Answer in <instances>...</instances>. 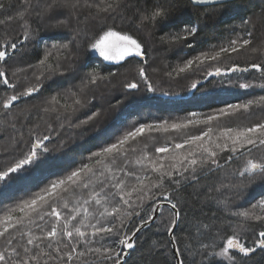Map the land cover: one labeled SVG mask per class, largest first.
<instances>
[{
  "label": "snow or ice",
  "instance_id": "snow-or-ice-1",
  "mask_svg": "<svg viewBox=\"0 0 264 264\" xmlns=\"http://www.w3.org/2000/svg\"><path fill=\"white\" fill-rule=\"evenodd\" d=\"M218 2L223 0H211L213 4ZM24 3L27 7L23 10L0 19V25L21 21L23 36L18 40H0V64H6L18 46L34 37L31 23L26 18L32 7L31 0H24ZM193 3L203 4L204 0H193ZM11 5L12 0H8L7 8L4 2H0V10L7 11ZM125 5L126 0H50L36 15L43 19L58 9H66L74 16L87 12L83 21L85 27L79 34L87 41L89 49L105 61L120 62L136 57L143 61L137 67L139 79L123 85L125 93L138 91L141 83L147 92L155 93L146 71L147 53L137 38L113 26L91 33L87 27L89 20L123 18ZM171 8L170 0H156L154 7L140 12L137 27L166 25ZM67 22L66 19L56 20L51 26L59 27ZM247 23L244 21L245 25ZM198 31V26L186 25L160 39L169 46H179L194 38ZM252 44V32L245 28L243 32H234L222 39L218 45H211L191 58L183 59L166 75L201 74L203 80L226 77L230 88H264V48L257 49L251 47ZM187 46L193 47L192 44ZM241 51L258 53L261 59L241 66L233 60V54L238 55ZM74 58L72 43L68 42L52 45L35 64L16 68L11 74L15 79H10L7 70L0 67V85L6 89L0 93V124L4 126L0 129V138L9 139L13 149L27 148L19 159L0 170V182L29 179V173L50 151L46 141H50L53 135L59 136L66 127L82 128L99 117L97 110L85 115L84 119L79 118V114L95 99L94 95L89 98L88 92L110 84L112 77L117 75L115 72L102 73L98 67L85 72L79 85L51 95L40 105L27 104L28 99L41 93L52 77L63 76L73 70ZM253 70L258 73L259 85L255 81L244 80L242 75L232 79L235 74ZM21 79L25 86L17 90ZM200 83L201 80H195L190 88L196 89ZM22 103L25 107L14 111ZM120 103L118 100L117 105ZM253 109L264 111V95L225 103L204 116L191 113L190 117L179 121L161 120L134 125L115 142L91 153L88 162L51 181L40 192L21 200L0 217V239L4 242L0 264H127L125 250L135 247L136 231L152 221L165 203L170 212V218H164L169 241L159 244L154 240L152 245L158 251L169 245H179L180 239L174 234V229L181 219L183 197L180 193L185 188L192 187L198 194L206 187L207 200H216L218 204L227 206L231 200L225 193L243 195L254 177L264 179V119L250 125H225L226 118L250 115ZM192 127L201 128L199 134L186 131ZM170 131L182 134L179 141L156 147L155 153L149 150L147 143L136 146L138 138L146 134ZM218 174H222L223 179L215 188L201 183L202 179L206 181ZM15 212L20 215H13ZM230 216L236 219L219 227L193 218L183 236V251L180 247L174 248L176 264H184V252L199 254L201 264L211 259L244 264L242 258L249 257L257 249L264 250V196L247 209L231 211ZM135 219L139 220V225L136 231L129 233V225ZM212 219H215V213ZM255 226H260L258 232H255ZM226 231L231 234L225 236ZM209 233L211 239L204 242ZM249 233L256 237L251 246L248 244Z\"/></svg>",
  "mask_w": 264,
  "mask_h": 264
},
{
  "label": "trees",
  "instance_id": "trees-1",
  "mask_svg": "<svg viewBox=\"0 0 264 264\" xmlns=\"http://www.w3.org/2000/svg\"><path fill=\"white\" fill-rule=\"evenodd\" d=\"M8 4V0H0ZM50 0H31L32 7L29 10L27 19L31 23L34 37L24 45L18 46L15 55L9 57L6 64H0L12 77V72L18 67H26L28 64H35L52 45L71 42L75 53L73 60V70H69L65 75L54 76L45 83L40 94L28 99V105H40L51 95L79 85L80 77L92 68L98 67L102 73L115 72L110 84L98 86L88 92V97L93 95L95 99L92 104L85 108L80 119L85 115L99 110L100 115L90 124L82 128H65L61 130L59 136L53 135L50 141H46L50 149L41 162L36 165L29 179H15L8 182H0V217L11 208L15 207L23 199H28L35 193L47 187L51 181L66 176L69 172L78 167L81 163L88 162L91 153L99 151L109 143L115 142L126 131L130 130L138 123H148L153 121H179L190 117L191 113L198 116L207 115L216 109L223 107L225 103H236L260 95H264V88L259 86L248 90L230 88L226 77H209L202 79L201 74L191 76L175 75L169 77L167 72L171 71L183 59L191 58L202 50L208 49L211 45H218L222 39L231 36L234 32H243L245 28L252 32L253 44L251 47L257 49L264 48V0H236L209 6H195L189 0H170L172 4L171 16L166 25L145 24L137 27L140 19V12L145 8L151 9L155 6L156 0H126V12L123 18L117 17L115 20L108 18L106 21L89 20L87 27L89 32H99L103 27H116L118 30L127 31L137 38L143 45L148 63L146 65L147 75L156 89L155 93H149L146 86L141 83L138 91L125 93L123 85L126 82L138 80L137 67L142 63V59L126 58L120 62H105L99 56L92 53L87 47V41L80 35L81 29L85 27L83 23L87 12H81L78 16L71 15L66 9H58L45 16L43 19L36 15L41 7ZM27 5L24 0H12L11 8L7 11L0 10V19H5L8 15H15L23 10ZM128 17H132L129 19ZM66 19V25L51 26L56 20ZM244 21H248L247 25ZM21 21L15 20L0 25V40L11 38L12 40L22 39ZM198 26L199 31L194 38L179 46H169L161 41V36L166 33L178 32L184 26ZM187 44H192L189 48ZM261 57L258 53L241 51L238 55L233 54V60L241 66H246L249 62L259 61ZM31 76V73H28ZM242 75L244 80L255 81L257 85L261 83L258 73L253 70L249 73L235 74ZM195 80H201L196 89H191L190 85ZM239 83V81H237ZM25 86V81L20 80V90ZM5 87L0 85V93L5 91ZM163 93H168L164 95ZM121 101L117 105V101ZM25 107L19 104L17 109ZM264 119V111L253 109L250 115L242 114L235 118H226L225 125L235 127L237 125H250ZM33 120L35 116L33 115ZM32 121H30L31 123ZM0 124V129H3ZM202 127V126H201ZM201 128H189V134H199ZM26 131V129H25ZM43 131V127H41ZM182 134L175 131L168 133H151L138 138L137 147L145 143L149 145V150L155 153V148L165 143L172 144L178 142ZM27 139V137H26ZM27 148L13 149L7 138H0V170H5L8 165L19 159ZM223 179L222 174L208 180L201 181L215 188L219 181ZM227 183V180H224ZM247 183V181H245ZM207 188L196 194L192 187H187L180 196L181 219L178 222L174 234L180 239V247L183 251V236L193 218H199L206 223L214 224L215 227L227 225L236 218L230 216V212L238 209H247L251 203L264 196V179L259 176L253 178V182L246 189L243 195H230V204H218L216 200L206 199ZM223 199V197H220ZM215 213V219H212ZM19 216V212L13 213ZM164 218H170L168 207H163L155 222L143 229L134 239L135 247L131 249L126 257L127 264H175L170 245L166 249L157 250L152 245V241L164 244L169 241L168 233L165 230ZM139 225V220L135 219L129 225L131 233ZM50 226V225H49ZM215 229L213 228V231ZM260 230V226H255V232ZM225 236L231 234L226 231ZM17 239L19 234L16 233ZM256 237L253 233L248 234V244L251 246ZM211 239V233L204 237V242ZM25 241H21L24 243ZM4 242L0 239V250H3ZM239 256L238 253H234ZM184 264H201L199 254L193 255L184 252ZM244 264H264V250L257 249L247 258H242ZM205 264H229L227 260L211 259Z\"/></svg>",
  "mask_w": 264,
  "mask_h": 264
},
{
  "label": "water",
  "instance_id": "water-1",
  "mask_svg": "<svg viewBox=\"0 0 264 264\" xmlns=\"http://www.w3.org/2000/svg\"><path fill=\"white\" fill-rule=\"evenodd\" d=\"M189 1H190L193 5H195V6H209V5L221 4V3H226V2L236 1V0H223V2H218V3H214V4L211 3V0H204V3H203V4H194V3H193V0H189ZM163 207H168V205L165 203ZM159 213H160V212L155 213V215H154V219H153L152 221H149L147 225L140 226V227H139V231H136V228H137V227L133 230V231H136L135 238H136V236H137V235H138L143 229H145V228L151 226V225L155 222V220L157 219ZM175 228H176V227H175ZM174 230H175V229H174ZM135 238H134V239H135ZM168 239H169V234H168ZM175 247H176V246L170 245V248H171V251H172L173 257H174V248H175ZM129 251H130V250H125V252L127 253L126 257L128 256ZM174 261H175V264H176V260H175V259H174Z\"/></svg>",
  "mask_w": 264,
  "mask_h": 264
},
{
  "label": "rangeland",
  "instance_id": "rangeland-1",
  "mask_svg": "<svg viewBox=\"0 0 264 264\" xmlns=\"http://www.w3.org/2000/svg\"><path fill=\"white\" fill-rule=\"evenodd\" d=\"M92 51V53L93 54H95V55H97V56H99L101 59H103L98 53H96L94 50H91ZM104 60V59H103ZM105 61V60H104ZM105 62H111V61H105ZM111 63H113V62H111Z\"/></svg>",
  "mask_w": 264,
  "mask_h": 264
}]
</instances>
